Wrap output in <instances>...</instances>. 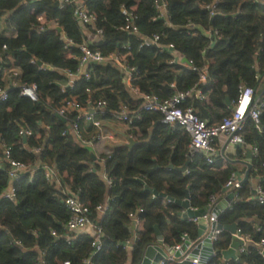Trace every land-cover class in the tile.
<instances>
[{"label": "trees", "instance_id": "trees-1", "mask_svg": "<svg viewBox=\"0 0 264 264\" xmlns=\"http://www.w3.org/2000/svg\"><path fill=\"white\" fill-rule=\"evenodd\" d=\"M163 2L169 14L168 25L153 20L157 15L154 0H86L88 11L96 16L97 27L103 31L101 39L90 43V48L103 55H121L123 63L140 72L133 86L162 102L197 87L205 99H187L182 107H192L200 119L210 123L231 114L226 101L235 104L241 86L252 88L255 98L264 96V0H219L214 15L206 8L214 0ZM73 10V3L0 0V16L5 18L7 29L16 34L0 37L2 63L17 68L19 83L36 85L38 95L33 102L13 87L7 99L0 101V158L2 145L10 147L11 159L32 169L13 181L15 200L11 201L3 197L11 180L9 165L2 162L0 264H84L88 258L93 264H138L144 248L156 241L155 227L168 247L181 243L185 233L196 241V223L178 216L182 207L174 201L184 200L188 190L191 209L209 207L233 174L230 164L223 167L215 156L208 164L201 153L192 155L186 172L179 171L190 155L188 134L180 126L167 127L160 113L142 110L141 100L124 85L122 71L112 62L89 65L88 80L78 77L71 87L67 86L65 71H76L81 56L77 46L89 32V27L79 24ZM123 10L134 17L138 36L123 30ZM57 28L76 44L65 48ZM201 31H211L212 35L206 37ZM154 34L160 35L162 45L172 44L174 51L198 70L170 64L171 51L143 46L141 37L151 38ZM3 45L7 50H2ZM37 62L49 68L40 69ZM203 68L206 83L200 84L199 71ZM71 98L81 106L86 100H104L108 113L104 119L126 106L133 118L129 134L136 144L93 158L90 148L83 144L93 138H84L86 122L78 121L77 138L70 128L76 115L68 114L64 122L56 115L62 103ZM21 129L32 136L20 137ZM242 135L244 143L256 147L258 154L252 159L248 181L236 190L233 210L221 214L218 224L237 223V228L252 240L239 256L242 262L229 264H264V255L257 247L264 241V203L254 198L252 184L264 177V107L259 127L247 118ZM46 165L55 169L59 186L46 179ZM145 186L159 196L145 191ZM257 186L264 192V180ZM65 188L89 208L90 219L101 229L99 250L92 246L94 233L67 231L70 211L64 203ZM105 204L109 209L99 213L96 208ZM131 214L140 221V227L135 233L137 240L125 250L123 246L132 238ZM231 242L232 235L224 231L214 246L225 250ZM218 258H212L209 264H220Z\"/></svg>", "mask_w": 264, "mask_h": 264}, {"label": "built area", "instance_id": "built-area-1", "mask_svg": "<svg viewBox=\"0 0 264 264\" xmlns=\"http://www.w3.org/2000/svg\"><path fill=\"white\" fill-rule=\"evenodd\" d=\"M57 1L59 4L63 5L65 3L74 4L73 15L78 20V22L82 23L83 26L89 27V32L85 34V39L80 44H78V49L81 52V56L79 58V65L75 72L65 71V75L68 78V87H71L73 81L78 77H83L85 79L90 78V72L88 71V66L92 64H104L106 62H112L118 69H120L123 73V83L124 85L132 92V94L141 100V109L146 112H157L162 115V123L165 124L169 128H174L175 126L182 127L185 132L188 134L190 143H189V152L190 159L193 154L201 153L203 154L205 160L208 164L213 163V156H215L216 150L215 145L217 141L224 140V145L228 141L229 144L232 145H240L244 144L243 140V129L244 123L247 118H251V120L256 124V128L259 127V118L262 112V108L264 107V96L261 98H255V92L252 88L241 86L239 89L238 100L235 104H232L231 114L227 117H224L220 122L210 123L208 121L200 119L196 114L192 107H182V104L186 102L187 99L195 98L199 101L204 100L205 97L202 95L201 90L197 87H193L186 92H181L175 94L172 98L160 101L155 95H146L139 92L137 88L133 86L134 81L139 76V71L135 68H129L125 63L122 62V56L118 53H112L109 55H103L100 51L93 50L90 48L89 44L96 43L99 41L103 35L102 29L97 27V18L94 14L88 11L86 6V0H51ZM219 0H214L206 8L209 10L211 15H214L216 12V7ZM154 8L156 11V16L153 18L154 21H162L164 24H169V14L167 10L166 4L163 0H154ZM125 26L123 28L124 31H128L131 34L136 36L139 35V31L137 27L134 25V17L132 14L126 13ZM3 16H0V21L3 20ZM40 20V19H39ZM41 21V20H40ZM52 27H56L55 24ZM195 28L193 26H190ZM60 28H57V30ZM59 32V40L65 44V48L75 45L76 43L69 39L65 33L60 29ZM201 33L206 37H211L212 32L210 31H201ZM213 34L218 36L217 31H213ZM14 34L12 37H15ZM142 38V45L146 47L155 46L161 52L171 51L173 57L170 61V64H176L180 66L188 67L194 71L198 69L192 65L191 62H187L183 56L174 51V46L172 44L162 45L160 43L161 37L158 34L152 35L151 38ZM126 47V46H124ZM2 50H7L6 46H2ZM33 63L35 61H32ZM38 63L40 69H47L48 66ZM6 65L2 63L0 57V101H5L7 99V93L11 88H19L20 95L22 97H26L33 102H36L38 99L37 95V87L36 85H21L19 83L20 72L17 68L5 67ZM200 84L206 83V68H203L199 71V80ZM86 104L81 106L75 98H71L62 103V105L56 110V115L58 117H62L66 121V116L70 113L76 115V121L72 124L71 132L77 137L80 138V128H79V120H84L86 123H89L94 129L97 130L93 139L102 140L105 138L102 133V121L104 120V116L106 113V102L104 100L91 101L86 100ZM100 113V114H99ZM97 115L100 117L98 118ZM112 119L117 120L119 123L125 125L128 129H130L133 125V118L131 117V113L126 106H122L120 111L117 113H109ZM20 137H30L32 133L26 129H21L19 131ZM223 145V146H224ZM3 148V156L0 158V169H2V162H6L9 165L8 175L10 177L11 183L9 189L3 194L4 198H7L11 201L15 200V193L13 189V181L26 172H31L32 169L25 165L22 162L11 159V148L5 147ZM254 156L258 154L257 148L253 147ZM39 149H36L35 152H38ZM45 169V177L48 181L59 185V180L57 173L53 167L44 166ZM104 180L110 185L111 181L103 175ZM241 187L240 182H238L235 178V175L232 174L230 178L224 185L225 189H233L235 191L234 199L232 202H235L237 199L236 190ZM63 193L66 195V199L64 201L65 206L70 211V217L66 224V229L70 233H74L76 231L83 230L87 227L92 228L94 230L95 239L92 243V246L96 248V250L100 249L99 239L101 238V229L96 227L92 220L89 217V208L78 201L77 197L70 193V190L64 189ZM254 198L259 201V203H264V192L260 187H256L253 190ZM218 196L211 199V205L209 206V211L206 215L202 217L203 220L207 223V232H205L202 238H208L210 242L214 245L216 241H218L219 236L224 232L222 229H218L217 227L211 228L212 224H218V217L225 213L233 210L232 205L229 208L221 211L220 213L216 210V202ZM97 211L101 214H104L109 209V204H105L104 206H99L96 208ZM142 210H140L141 212ZM195 211V210H194ZM132 218V228L133 235L131 240H129L124 246L123 249L129 250L131 245L137 240V236L135 235L136 231L140 227V221L136 216L130 215ZM193 223L198 222V218H189ZM55 235V233H53ZM201 238V240H202ZM232 238L237 239L242 243V245L236 250L237 255L245 253V247L248 244L252 243L251 238L248 235H244L239 228L236 229L235 234L232 235ZM68 242L71 240V236L67 237ZM190 241L193 244L195 241H191L188 238V235L185 233L181 237V243L172 247L174 252L178 251L181 246L186 242ZM230 247V246H229ZM228 247V248H229ZM257 247L260 248V253L264 255V241L261 240ZM227 248V249H228ZM216 250V248H215ZM188 256V252L184 253L181 258H176L174 255L166 254V257L161 260L158 264H179L180 261L185 259ZM220 256L213 255L212 258H216ZM211 258V259H212ZM210 259V260H211ZM209 260V261H210ZM207 261L205 264H209ZM84 264H93L91 260L88 258L83 261ZM192 264H200V259L196 258L191 261ZM40 264H43L41 261ZM221 264H229V261L222 259Z\"/></svg>", "mask_w": 264, "mask_h": 264}, {"label": "water", "instance_id": "water-1", "mask_svg": "<svg viewBox=\"0 0 264 264\" xmlns=\"http://www.w3.org/2000/svg\"><path fill=\"white\" fill-rule=\"evenodd\" d=\"M81 26L82 23L79 22ZM60 31V29H58ZM226 104L229 108H232L231 102L229 100L226 101ZM58 117V116H57ZM61 121H65L64 118L58 117ZM130 145L128 147H132V145L136 144L133 142V139L129 140ZM239 148H244L247 151L248 157L247 161L242 162L243 165L247 167V171L245 172L243 180L240 182V185L244 184L249 179V171L251 169V163H252V149L250 147L245 146V144L240 145H232L229 144L228 141L225 143L221 150V154L224 157L231 156V151L235 153L236 150ZM91 155L93 158H96L93 150L90 148ZM191 161L190 157H188L187 163L179 168L178 170L181 172H186L187 166L189 162ZM264 177L258 179L259 182L263 181ZM143 185L144 183L141 182ZM145 191L149 193H153L155 196H159V194L156 191H153L152 189L145 186ZM162 198H165L169 201H172L171 199H168L165 194L160 195ZM234 196L233 193H231L225 201H223L221 204L217 205L216 210L218 213L225 210L227 207V204L229 200L232 199ZM176 204L180 205L182 207V210L180 213H178V216L182 217L183 219H189V218H198V239L191 244L190 241H186L181 248L178 251L173 250L172 247L164 246L163 244V236L159 232L158 228L155 227V239L156 241L152 244L147 245L142 253L141 260L138 264H158L161 260H163L166 257V254L174 255L176 258H181V256L184 253L188 252V256L179 262V264H192L191 261L199 258L200 264H205L207 261H209L213 255L222 257L224 260L227 261H236V262H242V259L236 255V250L242 245L240 241H238L235 238H232V242L230 244V247L226 250H215V246L210 242L208 238H202L206 232L207 229V223L205 220L202 219L204 215L207 214L209 211V207H206L201 210H193L190 207L189 204V191H185V199L182 201H174ZM217 227L218 229H222L224 231L229 232L231 235L235 234L237 229V223H233L231 225H221V224H212L211 228ZM133 228H132V235H133ZM202 238V240H201Z\"/></svg>", "mask_w": 264, "mask_h": 264}, {"label": "crops", "instance_id": "crops-1", "mask_svg": "<svg viewBox=\"0 0 264 264\" xmlns=\"http://www.w3.org/2000/svg\"><path fill=\"white\" fill-rule=\"evenodd\" d=\"M41 17L39 19L42 20V22H44V19H42L43 17L42 18ZM14 34H15V32H12V31L7 29V27L5 25V18H3V20L0 21V37L3 36V37L9 38V37H12ZM230 110H231V108H230ZM83 124H84V131L86 129V133L84 134V138L87 140L91 137H94L93 135L95 133H97V130L91 128L92 126L89 123H83ZM102 127H103L102 133L105 136L104 139L95 140L92 138L91 142H88V143L83 142V144H85L87 147H89L93 150L96 158L98 157V155L105 154L109 151L114 150L115 148L128 147V145H130L129 140L133 139V137L129 134V129L125 125L119 123L115 119L107 118V119H104L102 121ZM133 142H135L134 139H133ZM223 145H224V140L216 142L215 157H219L221 159L223 167L227 166V164H230L231 166H233V174L235 175L236 180L238 182H241L244 178L245 172L247 171V167L242 164V162L247 161V157H248L247 151L244 148H239L238 150L235 151V153L231 151V156L224 157L221 154V150L223 148ZM245 146L250 147L251 149L253 148L251 145H248V144H245ZM252 157H254L253 149H252ZM252 184H253V189H255L257 187L258 180H255L254 183H252ZM65 189H67V188H65ZM231 193H235V191L233 189H225L224 188L222 194L217 199L215 207H217V205H219L223 201H225L226 198ZM233 199H234V197H232V199L229 200L226 208H229L232 205ZM196 226H197V235H198L199 227H198L197 223H196ZM207 230H206V232H207ZM76 233L77 234L86 233V234L93 235L94 230L92 228L87 227L83 230L77 231ZM164 246H166V245H164ZM216 250H218V249H216ZM236 255H237V252H236ZM218 259H219V262L221 264L223 258L219 257Z\"/></svg>", "mask_w": 264, "mask_h": 264}]
</instances>
